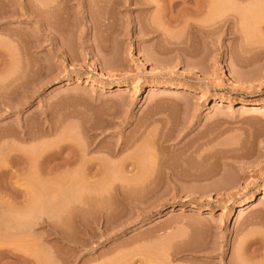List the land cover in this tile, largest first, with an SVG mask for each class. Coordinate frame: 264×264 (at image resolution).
I'll return each mask as SVG.
<instances>
[{
	"label": "rangeland",
	"instance_id": "374dc122",
	"mask_svg": "<svg viewBox=\"0 0 264 264\" xmlns=\"http://www.w3.org/2000/svg\"><path fill=\"white\" fill-rule=\"evenodd\" d=\"M20 1L0 0V264H264V0H92L93 33L54 0L65 39L41 45Z\"/></svg>",
	"mask_w": 264,
	"mask_h": 264
},
{
	"label": "bare ground",
	"instance_id": "6f19581e",
	"mask_svg": "<svg viewBox=\"0 0 264 264\" xmlns=\"http://www.w3.org/2000/svg\"><path fill=\"white\" fill-rule=\"evenodd\" d=\"M16 1V0H15ZM56 1V0H55ZM79 2V9H78V14H79V16H80V21H81V23L79 24L80 26H81V28H82V30H88V32L89 31H92V33L94 32L93 31V29H94V27L96 26L95 25V22H94V20H93V15H94V13H93V3L94 2H92V0H78ZM140 0H136V2H139ZM157 1V0H156ZM216 1V3L218 4L219 2H217V1H219V0H214L213 2H215ZM221 1V0H220ZM224 1V0H223ZM223 1L221 2V3H223ZM236 1H240V0H236ZM242 1V0H241ZM29 3L27 4V3H25V4H23V1H20V5H21V16H23V17H25L24 19H22L21 21L22 22H28V23H30V24H33V25H35L34 26V28H33V32H34V35H33V39H34V41L38 44V45H41L42 44V39H44V40H46V39H48V40H51V41H55L56 39H58V36H59V38L61 37L60 35L62 34L61 32H60V30L58 31V27H56V26H54L53 25V23L51 22V21H49L47 18L48 17H46V13L47 12H51V11H54V10H56L57 8H59V5L60 4H56L55 2H54V0H53V2L52 1H46V3H44V1L42 0V2L41 1H35L34 3H30L31 1H28ZM47 2H49V3H47ZM143 2V4L144 3H146V4H151L152 3V0H148V1H146V2H144V1H142ZM167 2V1H166ZM191 2H193L194 4L196 3L197 5H199L197 8H192V7H188V6H186V7H188V9H189V11H191L192 12V14L194 13V14H198L199 15V13H203L206 9H210V8H208V7H210L211 6V2H212V0H180V1H173V0H170V2H169V11H170V9L172 8H175L176 6H178V5H181V4H183V5H188L189 3H191ZM221 3H219V4H221ZM195 4V5H196ZM215 4V3H214ZM217 4H216V6H217ZM224 4V3H223ZM183 5L181 6L182 8H183ZM95 6V5H94ZM149 6V5H148ZM213 7H214V5H212ZM221 7H222V5H220ZM225 6V5H224ZM180 7V8H181ZM66 8H74V6H73V3H70V0H63V10L64 9H66ZM164 8V7H163ZM167 8V7H166ZM224 8V7H223ZM222 8V9H223ZM186 9V8H185ZM188 9H187V11H188ZM219 9H221V8H219ZM164 10H166V9H164ZM174 10V9H173ZM183 10V9H182ZM217 10V9H216ZM227 10V9H226ZM75 11H77L76 9H75ZM167 11V10H166ZM213 11H214V9H213ZM219 11V10H218ZM222 13H225V12H223L222 10H220ZM225 11V10H224ZM174 12V11H173ZM207 12V11H206ZM215 12V11H214ZM213 12V13H214ZM219 13V16L222 14V13ZM2 13V12H1ZM9 13V12H8ZM7 13V14H8ZM64 13V12H63ZM190 13V12H189ZM215 13H217V12H215ZM215 13H214V15H215ZM5 14V16H8L6 13H4ZM193 14V15H194ZM1 15H3V13L1 14ZM48 15V14H47ZM197 15V16H198ZM203 15V14H202ZM212 15V14H211ZM66 16V14L64 15L63 14V18ZM69 16V15H68ZM68 16H66V17H68ZM192 16V15H191ZM190 16V17H191ZM205 16H206V14H205ZM208 16H209V14H208ZM217 17V18H215L214 20H215V24L216 23H219V25H221V26H223V27H225V25L228 27V25L229 24H227L228 22L230 23V22H233V19L234 18H231L232 16H233V14H227V13H225V14H222L220 17ZM4 17V16H3ZM188 17H189V15H188ZM216 17V16H215ZM1 18H2V16H1ZM8 18V17H7ZM85 19H87V20H89L88 22H89V25H88V23H87V21L85 22L84 20ZM209 20V19H208ZM207 20V21H208ZM231 20V21H230ZM180 21V20H179ZM187 22V21H186ZM97 23V22H96ZM189 23V22H188ZM209 23H210V20H209ZM222 23V24H221ZM190 24V23H189ZM211 24V23H210ZM212 24H214V23H212ZM215 24H214V26H215ZM195 26L194 27H196V28H198L199 29V31L201 30H203L205 27H206V25H205V21H204V25H205V27L203 28L202 26H200V24L198 25V24H194ZM202 25V24H201ZM1 26V25H0ZM64 27V26H63ZM77 27V26H76ZM193 27V28H194ZM65 28V27H64ZM74 28V27H73ZM72 28V29H73ZM95 28H97V26L95 27ZM156 27H154V29H155ZM203 28V29H202ZM222 28V27H221ZM3 29V28H2ZM1 29V30H2ZM146 29V28H145ZM224 29V28H223ZM6 30L8 31V33L10 34V33H16V32H18L19 30L18 29H7L6 28ZM95 30V29H94ZM205 30V29H204ZM203 30V31H204ZM218 30H220V29H218ZM7 31H3V33L4 32H7ZM64 31H65V29L63 30V40L65 39V33H64ZM72 31V30H71ZM153 31H155V30H153ZM224 31V30H223ZM232 31V30H231ZM230 31V32H231ZM74 32H75V30H74ZM211 32V31H210ZM212 32H213V30H212ZM197 33V32H196ZM82 34V33H81ZM80 37H81V35H80ZM31 39V38H30ZM61 39V38H60ZM160 83L158 82V81H153L152 83H150V85L151 86H157V85H159ZM114 87H116L117 89L116 90H124V88H125V84H122V83H118V84H116V86L115 85H108L106 88H114ZM164 92H173V93H177V94H181V93H183V92H187V89L185 88V87H182V86H174V85H167V86H165L164 88ZM192 91H190V93H189V95H191V96H193L194 95V93L192 92ZM126 139V138H125ZM119 141V140H118ZM120 147V146H119ZM118 148V147H117ZM123 148V147H122ZM124 149V148H123ZM115 150H117V149H115ZM122 150V149H121ZM120 150V151H121ZM118 152H119V150H118ZM123 159H125V158H123ZM69 161V160H68ZM71 161V160H70ZM123 161V160H122ZM72 162V161H71ZM70 162V163H71ZM125 164L126 165H128L127 163H128V161H126L125 160ZM69 163V164H70ZM72 163H74V161L72 162ZM123 163V162H122ZM124 164V163H123ZM125 164H124V166H125ZM130 164H132V163H130ZM119 166V165H118ZM123 166V165H122ZM123 166V167H124ZM130 166V165H129ZM129 166H128V168H129ZM133 166H134V164H133ZM127 167V166H126ZM125 167V168H126ZM137 167V166H136ZM115 168V167H114ZM119 168V167H118ZM132 168V167H131ZM131 168H130V171H131ZM127 169V168H126ZM135 169V167L132 169V170H134ZM137 169V168H136ZM129 170V169H128ZM117 172V171H116ZM121 172H122V170H121ZM122 176V175H121ZM117 177V176H116ZM121 178V177H120ZM119 179V178H118ZM122 180V179H121ZM120 180V182L122 183V185H124V181H121ZM118 182H119V180H118ZM126 183H127V181H126ZM264 198V197H263ZM257 200V197L255 196V194L253 193L252 195H250L247 199H244V200H239V201H237V203H236V205L232 208V209H229V208H226V209H224V210H222V211H220V219H224V218H229V217H232V215L234 214V213H237V212H240L241 210H243L245 207H248V208H250L251 206H252V204H254V202ZM184 208V207H183Z\"/></svg>",
	"mask_w": 264,
	"mask_h": 264
}]
</instances>
